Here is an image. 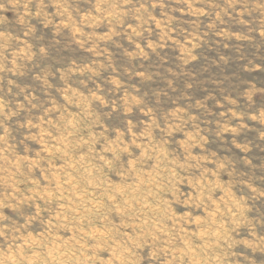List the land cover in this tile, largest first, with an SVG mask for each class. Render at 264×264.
Returning a JSON list of instances; mask_svg holds the SVG:
<instances>
[{
  "label": "rangeland",
  "instance_id": "374dc122",
  "mask_svg": "<svg viewBox=\"0 0 264 264\" xmlns=\"http://www.w3.org/2000/svg\"><path fill=\"white\" fill-rule=\"evenodd\" d=\"M0 264H264V0H0Z\"/></svg>",
  "mask_w": 264,
  "mask_h": 264
}]
</instances>
